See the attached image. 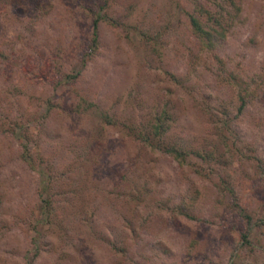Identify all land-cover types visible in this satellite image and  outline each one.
Listing matches in <instances>:
<instances>
[{
	"label": "rangeland",
	"instance_id": "1",
	"mask_svg": "<svg viewBox=\"0 0 264 264\" xmlns=\"http://www.w3.org/2000/svg\"><path fill=\"white\" fill-rule=\"evenodd\" d=\"M34 1L0 0L6 13L0 36L9 40L4 48L16 55L14 61L0 62V93L8 101L19 96L13 112L39 110L41 100L35 96L58 100L62 108L53 106L41 129L31 126L39 131L43 153L62 167L76 159L77 147L91 144L97 164L64 179L62 187H73L68 191H75L73 197L68 193L70 200L56 202L53 222L39 226L35 245L30 217L38 172L19 160L18 142L0 134V264H264V222L254 224L264 218V80L256 77L264 76V0H243L245 22L214 50L217 57L207 55L198 64L190 57L194 38L184 26L188 0H179L181 7L173 0H109L101 11L107 9L123 25L100 20L97 53L84 64L80 58L91 34L84 5L92 0H54L39 25L17 38L16 19L26 17ZM142 31L156 32L157 38ZM56 62L62 72L79 71L77 77L56 86L41 81L43 73V79L56 74ZM244 81L253 98L225 133L186 88L194 84L198 99L218 97L235 111ZM12 84L18 86L14 94ZM78 95L120 115L134 103L146 110L167 102L178 116L171 136L193 147L215 142L219 156L210 162L190 157L208 174L191 163L181 166L168 154L139 147L116 127L81 120L75 110L70 116L68 108ZM3 103L8 109L10 103ZM214 112L224 116L219 109ZM126 167L127 176L118 182ZM128 189L141 199L130 200ZM183 197L195 198L189 206L194 218L156 204ZM247 227L250 242L243 243Z\"/></svg>",
	"mask_w": 264,
	"mask_h": 264
},
{
	"label": "trees",
	"instance_id": "2",
	"mask_svg": "<svg viewBox=\"0 0 264 264\" xmlns=\"http://www.w3.org/2000/svg\"><path fill=\"white\" fill-rule=\"evenodd\" d=\"M108 1L109 0H92V5H84L87 11L90 12H87V14L91 17V34L87 45L84 47V53L80 58L82 64L97 53L99 47L98 26L100 20H107L114 26L123 25L124 21H121V19L112 15H108L107 9L101 11ZM54 2V0H35L33 4H31V7L29 6L27 8L28 11L26 12V17L16 19L20 21L18 25L15 24L12 19L15 27L20 26L16 31L17 38L22 37V32L24 30L34 29L39 25L45 16L50 13ZM172 2L176 7L182 6L179 0H173ZM184 3L186 4L183 7L185 17L184 26H186L187 30L190 32L192 36L191 38H194V47L195 50H197L190 49V57L195 64H198L199 60H204L207 55L214 58L216 56L214 50L220 47L236 26L242 25L246 20L243 12V0H188ZM173 13L174 12H172V14ZM5 16V11H2L0 7V19ZM142 32V35L146 34L150 39L156 36V32ZM139 33L141 32L139 31ZM155 38H157V36ZM15 39L12 41L13 43ZM8 41L9 40L4 38L3 35L0 36L1 63H4L5 61H14L16 56L12 48H4L3 45L8 43ZM53 69L56 74L53 76L48 75L47 78L43 79V76L47 75L46 73H43L40 75V80L56 86L59 80L61 82L63 80L67 81L75 79L79 72H62L57 62L53 65ZM186 74L188 73H184V80L185 78L188 79ZM259 74H256V77L259 76L257 80H264V76L260 77ZM174 79L177 81V77ZM252 79H255V77H252ZM12 85L13 92L10 94H14L18 87L14 84ZM188 86L189 87L186 88H188V90L194 95L193 99L196 100L197 104L208 110V114H210L212 118L214 117L215 121H217L216 126L221 133H225L224 129H229L227 132L233 130L230 127L232 119L239 113H242L247 103L252 100V94L254 92V90L248 89L249 83L246 82L243 86L244 91H239L237 94L239 103L235 105V111H233V109H228V105L223 106L218 97L215 98L214 102H212V99L210 100L208 96H202L198 99L195 94L196 86L194 84ZM20 93L21 92H19V94ZM4 95H1L0 93V134L8 135L11 138L10 140L18 142L19 152L17 156L19 160L26 164L30 169L37 171L39 176L35 190L36 201L31 210L33 214L30 217L31 220H34L32 222V226L34 227L33 240L36 245L37 239L41 236V228L39 226L44 223L47 224L53 222V216L56 215V206L59 204H56V202H63L64 198L67 201L70 200L68 197V193L70 192L68 191H71L73 187H62L64 179H69V177H71L70 174L80 171L83 166H94V164H97V159L93 158L91 144H84L82 147H77L74 150L76 155L74 161H69L67 165H63L62 167L58 166L56 161L46 157L43 153V143H40L41 141H39L38 135H36L39 131L34 132L31 129V126L41 129L42 123L49 117L51 110L54 108L53 106L58 108L61 107L59 101H55L48 95L40 97L35 96L36 100L39 98L41 100V102L38 103V105L42 104V107L39 110L32 112H13V109L19 103H16L19 100V96L8 97L11 99V101H8L6 95ZM3 102L10 103L8 109H6V107L3 108ZM137 102L140 101L138 100ZM74 103V107L68 108L70 116H72V114L75 115V110V112L78 113L77 115L81 117V120L84 116V118L89 117L93 120L96 126L103 127L106 125L116 127L122 134L134 140L139 147L149 148L153 153L159 152L161 154H168L181 166H184L185 163H191V165L195 166L194 169L202 175L203 173L208 174L209 169L203 167L201 163L196 164L190 159V157H196L202 161L210 162L213 159L216 160L219 156V152L217 153L218 145L215 142H211L212 146H209V148L200 145L193 147L192 145H185L184 141H179L171 136L172 126L177 121L178 116L173 109V106L168 105L167 102H165L161 108L149 107L146 110H142L141 106L134 103L132 104V110L127 111L124 115L118 114L109 107H103L97 101L89 100L83 95H78V98ZM215 109L222 111L224 116L219 117L217 113L214 112ZM218 122H220V124ZM38 125L40 127H38ZM79 129L80 127H78V130ZM129 170L130 169L126 167L119 173L118 182L127 176ZM87 181L94 185V182L90 177L87 178ZM81 188H79V190ZM230 190L232 191V189ZM74 192L70 193V195H72L71 198L73 197ZM125 195H127L130 200L136 199V201H139V199H141L140 194L136 192L132 193L131 189H128ZM171 202V198H168L165 199V201H158L156 204L158 208H175L178 213L189 218H194L196 216L195 213L189 211V206H193L195 202L194 197L188 199H184L183 197L178 203L171 204ZM244 216L247 220L253 218V215L246 211L244 212ZM261 219L262 222L255 220L254 224L259 226L263 224L264 218ZM248 229L250 228L247 227L245 231H242L241 237L243 243L250 242L248 238ZM38 247L36 246V252L40 250Z\"/></svg>",
	"mask_w": 264,
	"mask_h": 264
}]
</instances>
